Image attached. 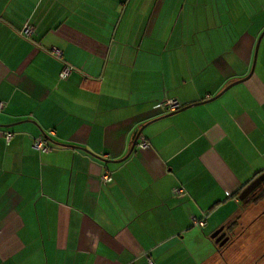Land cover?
I'll use <instances>...</instances> for the list:
<instances>
[{"label": "crops", "instance_id": "1", "mask_svg": "<svg viewBox=\"0 0 264 264\" xmlns=\"http://www.w3.org/2000/svg\"><path fill=\"white\" fill-rule=\"evenodd\" d=\"M263 31L264 0H0V264H229L264 174Z\"/></svg>", "mask_w": 264, "mask_h": 264}, {"label": "rangeland", "instance_id": "2", "mask_svg": "<svg viewBox=\"0 0 264 264\" xmlns=\"http://www.w3.org/2000/svg\"><path fill=\"white\" fill-rule=\"evenodd\" d=\"M233 231L238 238L227 248L225 260L229 264H264V196L244 205Z\"/></svg>", "mask_w": 264, "mask_h": 264}, {"label": "built area", "instance_id": "3", "mask_svg": "<svg viewBox=\"0 0 264 264\" xmlns=\"http://www.w3.org/2000/svg\"><path fill=\"white\" fill-rule=\"evenodd\" d=\"M20 34L24 39L31 40V37L34 34V29L30 25L25 24ZM47 51L55 59L61 60V51L59 49L55 47H51ZM73 71H74L73 66L64 63L59 72V79L61 80L66 79ZM3 108H4V104L0 102V111ZM157 108L160 114H168L177 111L179 108H181V106L176 100L170 99L158 103ZM3 137L5 138L6 141H9L11 134L8 132H3ZM139 146L140 148H145L148 146L147 141L142 137H140ZM32 147L34 150H36L39 153H46L51 150V144L47 141V137L45 135H39L35 138H32ZM100 181L102 183H110L112 181V177L108 172H104L100 176ZM172 194L173 196L178 197L184 194V190L182 187H176L172 190ZM191 221L193 225L198 226L200 228L204 226V219L197 220L195 218H192Z\"/></svg>", "mask_w": 264, "mask_h": 264}, {"label": "water", "instance_id": "4", "mask_svg": "<svg viewBox=\"0 0 264 264\" xmlns=\"http://www.w3.org/2000/svg\"><path fill=\"white\" fill-rule=\"evenodd\" d=\"M263 34H264V31H263L262 34L259 36L257 42L260 41V39H261V37L263 36ZM256 47H257V46H256ZM255 53H256V50H255ZM231 85H233V83L230 84V85H228L224 90H226L227 88H229ZM224 90H223V91H224ZM221 93H222V92H221ZM221 93H219L218 95H220ZM216 97H217V96H215V97H213V98H210V99L206 100L205 102L212 101V100L215 99ZM201 103H204V102H201ZM193 105H196V104H193ZM190 106H191V105H189V106H185V107H182V108H179L177 111H174V112L168 113V114H166L165 116H170V115L175 114V113H177V112H179V111H183V110L189 108ZM141 131H142V128H141L140 130H138V131L134 134V136H133V138H132V144H131V147H130V150H129L127 156L132 152L133 148L135 147V145H136V141H137V137L139 136V134L141 133ZM127 156H126V157H127ZM263 178H264V174L260 175L259 177H257V178L254 179L253 181H251V182H250V183H249V184H248V185L242 190V192H241L240 195H239V199H240L241 201H245V200H251V199H253V197L255 196V193H254V194H251L249 197H248V195H249L250 193H252V191L256 188V186L260 183L261 179H263ZM244 199H245V200H244ZM211 239H213V240L218 244V246L222 247V246L228 241L229 237L226 236V233H225V231H224V227H220L218 230H216V231L211 235Z\"/></svg>", "mask_w": 264, "mask_h": 264}, {"label": "flooded vegetation", "instance_id": "5", "mask_svg": "<svg viewBox=\"0 0 264 264\" xmlns=\"http://www.w3.org/2000/svg\"><path fill=\"white\" fill-rule=\"evenodd\" d=\"M256 179V178H255ZM262 190H264V178L263 179H261V181H260V183L256 186V188L252 191V193H250L249 195H248V197L251 195V194H254L255 193V196L259 193V192H261ZM245 200V199H244ZM230 229H231V226H226L225 228H224V231L226 232V235H231V231H230Z\"/></svg>", "mask_w": 264, "mask_h": 264}, {"label": "trees", "instance_id": "6", "mask_svg": "<svg viewBox=\"0 0 264 264\" xmlns=\"http://www.w3.org/2000/svg\"><path fill=\"white\" fill-rule=\"evenodd\" d=\"M248 185V184H247ZM245 185L244 188L247 186ZM264 196V190H262L261 192H259L256 196L253 197V199H251L253 202L262 198ZM233 224L231 223L230 226H232Z\"/></svg>", "mask_w": 264, "mask_h": 264}]
</instances>
